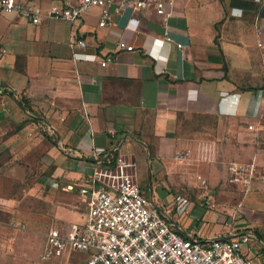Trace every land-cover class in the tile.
<instances>
[{
  "label": "crops",
  "instance_id": "crops-1",
  "mask_svg": "<svg viewBox=\"0 0 264 264\" xmlns=\"http://www.w3.org/2000/svg\"><path fill=\"white\" fill-rule=\"evenodd\" d=\"M6 2L44 14L54 5L79 4ZM170 9L169 18L126 12L107 28L99 27V8L86 10L73 25L48 16L30 23L0 11V46L6 51L0 59V142L8 135L17 157L36 159L37 189L55 204L56 220L58 209L83 213L78 186L96 169L114 170L119 158L133 165L128 171L142 188L158 186L163 211L176 200L165 193L167 186H195L162 180L172 172L176 151L185 149L187 160H204L210 169L226 167L228 174L232 163L254 164L260 173L250 192L230 174L222 189H209L216 203L198 211L208 230L198 233L250 234L242 253L251 264H264V0H176ZM80 40L85 48L77 45ZM118 43L134 50L119 51ZM108 56L112 61L102 67L99 59ZM133 140L144 145L146 157L149 149V183L136 159L121 152ZM106 154L113 165L105 163ZM179 198L190 206L187 197ZM180 218L175 221L185 228L198 225L187 215ZM71 224H56L49 234Z\"/></svg>",
  "mask_w": 264,
  "mask_h": 264
},
{
  "label": "built area",
  "instance_id": "built-area-1",
  "mask_svg": "<svg viewBox=\"0 0 264 264\" xmlns=\"http://www.w3.org/2000/svg\"><path fill=\"white\" fill-rule=\"evenodd\" d=\"M175 1L79 0L77 6L62 8L54 5L44 14L32 6H10L6 0H0V11L30 23H38L43 16H48L54 21L73 25L86 10L99 8V27L107 28L114 26L116 19L126 12L153 11L157 16L169 18ZM165 38L170 40L167 32ZM77 45L85 48L87 42L80 40ZM117 47L119 51L134 50V46L124 43H118ZM5 54V49L0 46V59ZM74 57L77 59L78 55L74 54ZM110 61L111 56L99 59L102 67H107ZM249 128L253 129V126ZM94 151L96 156L101 154L100 148ZM182 153L176 156L180 161L186 159ZM109 154L104 155L107 157L105 163L113 165V161H107ZM115 163L114 170L96 169L78 186L85 222L71 224L62 232L47 234L43 260L67 251H84L89 258L81 264H251L242 253L251 242L250 234L239 238H203L196 229L179 225L167 213L177 204L182 209L186 201L178 197L167 206L166 212L160 210L149 198L148 190L142 188L128 171L133 165L120 158ZM228 171L235 183L245 186V193L250 192L253 180L260 173L256 165L241 163H232ZM196 179L202 191L208 189V181L203 175ZM204 204L212 207L209 199ZM16 227L25 229L21 224Z\"/></svg>",
  "mask_w": 264,
  "mask_h": 264
},
{
  "label": "rangeland",
  "instance_id": "rangeland-1",
  "mask_svg": "<svg viewBox=\"0 0 264 264\" xmlns=\"http://www.w3.org/2000/svg\"><path fill=\"white\" fill-rule=\"evenodd\" d=\"M6 106L11 105L7 103ZM185 130L188 131V128L186 127ZM2 136L4 135L0 133L1 138ZM7 137L8 135L5 136V140L0 142V147L3 149V151L0 149V264L85 263L89 258V254L84 251H67L60 256H54L45 260L42 259V255L45 251L46 236L53 230V227H55L56 224L61 225L63 222L83 224L85 222V211L83 210V213H77L70 212L66 208L58 209L59 217H57L58 219L56 220L54 212L55 204H51L47 201L48 199H46V197L48 195H44L45 191L43 188L40 187L37 189L39 170L37 165L34 164L36 163V159L32 157V159H30L32 162H29L24 155L17 157L18 155L14 153L15 150H13V147L9 144ZM131 145L132 147L130 148L124 145L121 152L127 159H136L135 162L137 166L139 168L141 167L142 171H144L143 175L149 183L148 164L151 163L150 152H148L149 149H147L148 156L146 157L145 153L142 151L144 145H141L135 140L132 141ZM136 149L140 150L138 152L139 157L136 155ZM179 152H181V150L176 151L174 154L173 161L175 163L172 162L170 167V171H172L170 176L168 175L166 177L167 179L163 176L162 180L166 181L165 184L167 185V180L169 181L171 179V181H173L175 179L177 183L181 180V182H193L195 186L189 185V187H184L180 190H175V188L167 186L166 189L171 190H167L165 193L168 194L171 192L172 198L184 196L188 198L187 206L191 203L188 208L183 207L182 209H179L180 206L176 205L171 211L168 210V214L172 216V219H181V215H187V221L196 219L195 222H197L198 228L194 222H192L188 228H194L197 232L203 231V233H207L208 230L204 228L205 225H203V222L197 220L199 216L197 213L198 211L201 213L203 209L208 208L204 204L206 199H209L214 207L213 202L216 203V197H211L209 195V189H222V185L225 186L230 180L229 174L226 167L223 168L224 171L222 168L220 169L216 166L210 169L209 166L203 164L205 163L204 160H194L191 158L187 160L188 156L185 149L182 154L186 159L180 161L176 157ZM154 161L155 160H153V162ZM201 162L203 163L201 164ZM201 172L207 175L203 176L204 179L207 180L209 178L208 189L203 191L199 188V184L196 181L198 175L202 176ZM30 182H32L33 185H30ZM193 187L198 189H194ZM148 194L149 198H152L153 202L158 205L160 210H164V207L157 200L158 186L154 185L153 191L148 189ZM6 201H8V205L5 203ZM193 209L195 210L190 213V210L192 211ZM11 222L22 224L26 229L22 230L15 228L16 223L11 225ZM184 225L187 226L186 223Z\"/></svg>",
  "mask_w": 264,
  "mask_h": 264
}]
</instances>
